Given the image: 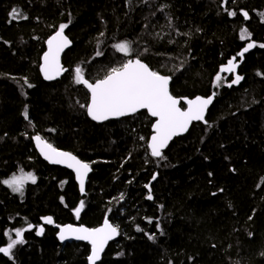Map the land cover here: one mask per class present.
Wrapping results in <instances>:
<instances>
[{
  "label": "trees",
  "instance_id": "obj_1",
  "mask_svg": "<svg viewBox=\"0 0 264 264\" xmlns=\"http://www.w3.org/2000/svg\"><path fill=\"white\" fill-rule=\"evenodd\" d=\"M14 8L27 19H13ZM262 14L264 0H0V246L6 231L14 238V229L34 226L0 264H89L90 246L61 244L58 226L97 228L105 219L120 236L99 264H264ZM61 24L73 43L63 57L68 71L48 83L41 58ZM122 41L131 42L130 56L114 49ZM250 42L257 46L241 58ZM232 57L243 79L228 87L234 73L220 68ZM135 58L171 77L177 98L217 94L207 123L194 124L163 159L146 145L154 123L146 112L97 124L80 107L90 94L74 82L77 66L95 82ZM39 134L92 164L84 196L71 171L39 156ZM21 170L36 177L22 195L2 183Z\"/></svg>",
  "mask_w": 264,
  "mask_h": 264
},
{
  "label": "snow or ice",
  "instance_id": "obj_2",
  "mask_svg": "<svg viewBox=\"0 0 264 264\" xmlns=\"http://www.w3.org/2000/svg\"><path fill=\"white\" fill-rule=\"evenodd\" d=\"M226 4L227 0H223ZM227 10V9H226ZM10 15L13 19L23 18L27 16L18 9H13ZM229 16H236V11H228ZM245 20L249 19V14L242 11ZM264 15V14H262ZM70 23V22H69ZM68 24H61L58 31L47 40L48 50L43 54V63L40 66V71L46 80H53L67 71L60 63V53L69 46L70 41L64 34ZM103 35V33H101ZM251 33L242 28L239 33V38L242 41L250 39ZM255 42L247 43L238 55L242 58L251 48L256 47ZM118 53L125 56L132 54L130 41H122L113 45ZM259 47L264 48V43ZM101 53L98 52L97 55ZM236 57H232L227 61V64L221 66L220 73H234L237 68ZM171 77L160 74L154 71L150 66L144 63L141 59H127L117 67H112L109 72L95 82H90L85 78L84 70L77 66L74 69V82L77 85H83L90 94V102L86 105L81 104L80 107L85 108L88 116L94 121H105L114 117H124L130 114H135L140 110H147L151 117L156 118L152 125L153 135L147 144L150 149L151 156L163 159V149L168 146L169 141L177 135L187 131L193 121H204L205 113L208 106L212 103L213 97L207 98L197 96L194 99L184 98L186 108L181 107V98L174 97L169 91V82ZM220 74L215 77V87L222 83ZM243 77L235 75L228 87L239 83ZM24 83L28 88L33 87L25 78ZM25 119H28L27 110L24 113ZM36 146L41 155L46 160L53 164H64L75 172L76 179L79 181L80 191L84 192L85 180L91 171L90 164L78 159L70 152H65L57 149L51 143H48L40 135L33 137ZM143 139V137H141ZM155 179V176H153ZM26 181L36 182V177L32 173H23L20 175L13 174L9 179L2 181L14 193L23 194V189ZM149 187V185H145ZM123 196L121 195V199ZM152 199L151 193L147 197ZM63 200V198H61ZM84 207L83 201L80 206L75 209L77 218L80 216L81 209ZM45 224H53L52 217H43ZM151 223V220H149ZM33 225L27 224L26 228L14 229V238L12 232H5L8 238L6 246H0V253L11 257L13 249L17 245L23 244L24 233L32 230ZM60 227V226H58ZM141 230V229H137ZM44 232L43 226H38L37 235H42ZM118 227L113 226L106 219L103 226L89 229L84 226L74 227L73 225H65L60 227L59 239L66 240L74 238L76 240L87 241L91 245V254L88 256L89 264H97L101 258L105 245L116 235H118ZM151 239L152 237L149 236Z\"/></svg>",
  "mask_w": 264,
  "mask_h": 264
},
{
  "label": "water",
  "instance_id": "obj_3",
  "mask_svg": "<svg viewBox=\"0 0 264 264\" xmlns=\"http://www.w3.org/2000/svg\"><path fill=\"white\" fill-rule=\"evenodd\" d=\"M55 34V33H54ZM53 34V35H54ZM66 36H67V34L66 33H64ZM52 35V36H53ZM67 38L69 39V41H70V44H69V46L67 47V48H65L61 53H60V63H61V65L64 67V64H63V57H64V55L66 54V52L72 47V45H73V43H72V41H71V39L67 36ZM46 46H47V49H46V51L48 50V45H47V42H46ZM45 51V52H46ZM42 57H43V55H42ZM236 63H237V68H236V70H235V72H234V77H235V75H237V70H238V67H239V62L237 61V58H236V61H235ZM42 63H43V59L41 58V64H40V66L42 65ZM145 63V62H144ZM65 68V67H64ZM65 69H67V68H65ZM68 71V70H67ZM67 71H65V72H63L61 75H59L57 78H55V79H53V80H46L45 78H44V76H43V73L40 71V73H41V76L43 77V79H44V81L45 82H48V83H53V82H56V81H59L65 74H66V72ZM228 74H230V73H228ZM171 83H172V78L170 79V82H169V91H170V93L172 94V91H171ZM173 95V94H172ZM213 95V94H212ZM212 95H210V96H212ZM216 93H215V96L213 97V100H212V103L208 106V109L206 110V113H205V119H204V121H193L192 123H191V125L189 126V128H188V130L187 131H185V132H183L182 134H180V135H177V136H174L170 141H169V143H168V146L166 147V148H164L162 151H163V154L168 150V148L171 146V144L176 140V139H178V138H181V137H183V136H185V135H187L188 133H189V131H190V129L192 128V126L194 125V124H199V123H202V124H206L207 123V117H208V114H209V112H210V110L212 109V107H213V105H214V103H215V100H216ZM174 96V95H173ZM175 97V96H174ZM197 97V96H196ZM200 97H204V96H200ZM209 97V96H208ZM185 98H187V99H194L195 97H193V98H189V97H185ZM204 98H207V97H204ZM182 104L185 106L184 108H186L187 107V105L184 103V98H181V107H182ZM183 108V107H182ZM142 112H146L147 114H148V112H147V110H140L139 112H137V113H135V114H130V115H127V116H124V117H114V118H110V119H108V120H105V121H94V120H92L91 119V117L90 116H88L89 117V119L91 120V121H93V122H95V123H97V124H104V123H106V122H108V121H114V120H121V119H125V118H129V117H132V116H135V115H137V114H139V113H142ZM88 115V114H87ZM149 115V117L151 118V119H153L154 120V123H155V120H156V118H154V117H151L150 116V114H148ZM153 123V124H154ZM153 135V128H152V134H151V136ZM36 136V135H35ZM150 136V137H151ZM34 137V136H33ZM42 137V136H41ZM42 139H44L43 137H42ZM45 141H47L46 139H44ZM149 141H150V138H149ZM148 141V142H149ZM32 142H33V145H34V147H35V149H36V151H37V153L39 154V156L43 159V161H45L47 164H49L50 166H56V167H60V168H63V169H67V170H69V171H71L73 174H74V176H75V172L72 170V169H70V168H68L66 165H64V164H53V163H51V162H49L48 160H46L45 158H44V156L43 155H41V153H40V151H39V149L37 148V146H36V142H35V140L32 138ZM48 142V141H47ZM49 143V142H48ZM55 147V146H54ZM58 149V148H57ZM60 150V149H59ZM63 151V150H62ZM149 151H150V149H149ZM65 152H69V151H65ZM71 153V152H70ZM73 154V153H72ZM151 154V153H150ZM73 155H75V154H73ZM76 156V155H75ZM78 159H80L78 156H76ZM153 157V156H152ZM153 158H156V159H160V158H158V157H153ZM81 160V159H80ZM81 161H83V160H81ZM84 162V161H83ZM90 167H91V171L89 172V174H88V176H87V178H86V180H85V189H84V192H81V194H82V196H84L85 194H86V189H87V183H88V181H89V178H90V176H91V174H92V172H93V168H92V166L90 165ZM75 181H76V183H77V185H78V187H79V181L76 179V176H75ZM79 190H80V187H79ZM106 220V219H105ZM104 220V221H105ZM108 220V222L110 223V224H112L110 221H109V219H107ZM103 224H104V222H103ZM103 224L101 225V226H103ZM66 225H69V224H66ZM70 225H73L74 227H79V226H82V225H74V224H70ZM113 225V224H112ZM63 226H65V225H60V227H63ZM101 226H99V227H101ZM114 226V225H113ZM60 227H58V233H57V239H58V241L61 243V244H63V245H65V244H67V243H73V242H76V243H85V244H88L89 246H90V249H91V245L89 244V242H87V241H81V240H76V239H74V238H69V239H66V240H60L59 239V231H60ZM84 227H86V226H84ZM88 228V227H87ZM98 228V227H97ZM89 229H92V228H89ZM118 232H119V234L118 235H116L113 239H111V240H109L108 242H107V244L105 245V248H104V250H103V252L101 253V258H100V260L99 261H97V264H99L100 262H101V260H102V258L104 257V254H105V252H106V250H107V248L109 247V245L110 244H112L113 242H115V241H117L118 239H119V236H120V231H119V229H118ZM90 254H91V250H90Z\"/></svg>",
  "mask_w": 264,
  "mask_h": 264
},
{
  "label": "rangeland",
  "instance_id": "obj_4",
  "mask_svg": "<svg viewBox=\"0 0 264 264\" xmlns=\"http://www.w3.org/2000/svg\"><path fill=\"white\" fill-rule=\"evenodd\" d=\"M251 37V36H250ZM40 136H42L43 138H44V136L43 135H41V134H39ZM44 139H46L47 141H48V139L47 138H44ZM142 141L144 140V137H143V139H141ZM49 142V141H48ZM49 143H51V142H49ZM52 144V143H51ZM147 144H148V141H147ZM146 144V145H147ZM53 145V144H52ZM150 152V151H149ZM91 166H92V164L91 163H89ZM28 181H26L25 182V184L27 183ZM83 204H84V207L81 209V212L83 211V209L85 208V203L83 202ZM80 206V205H79ZM50 225H55V223H54V221H53V224H50Z\"/></svg>",
  "mask_w": 264,
  "mask_h": 264
}]
</instances>
